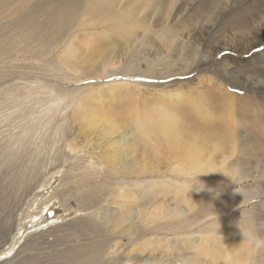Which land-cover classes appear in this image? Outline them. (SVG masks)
Instances as JSON below:
<instances>
[{"label": "rangeland", "instance_id": "1", "mask_svg": "<svg viewBox=\"0 0 264 264\" xmlns=\"http://www.w3.org/2000/svg\"><path fill=\"white\" fill-rule=\"evenodd\" d=\"M4 1L0 2V222H4L1 218L6 215L5 210L10 209L9 203H12L14 199H6L5 193L11 194L19 201L22 197L18 196L25 192L23 187L14 194L16 187L14 181L22 172L20 169L25 166L20 159L27 160L29 166L34 163L35 167L41 170L43 167L40 165L43 160V163L48 165L43 171L38 169L41 174L37 177V181H34V190L15 208L13 213L16 218L15 226L8 240H6L7 231L9 234L13 221L4 222L5 229L0 230V264H63V260L66 264H74L66 260V256L59 259L55 256L77 240V236H73L74 232L71 230L73 227L70 228L68 225H74L77 218L86 216L100 221L102 225H105L104 227H107V236L114 245L107 250L106 255L113 264H121L117 262L119 260L122 264H160V262L161 264H231L226 248L235 238L231 233L228 235L216 232L224 229L228 222L222 226L212 224L215 222L214 218L220 215L225 221L237 223V231H241L238 226L240 221L241 227L246 232L264 239V0H175V2L174 0H84L78 12L68 18L66 26L68 29L74 27L73 31L81 29V36H83L76 39L77 57L81 52L80 49H83L78 62L76 61L77 70L72 69L74 67L69 64L68 55L62 52L66 45L60 44V39L67 37V34L62 31V37L60 36L57 41L58 51L56 48L53 51L47 50L42 46L43 49L40 51L38 41L30 38L26 31L25 25L33 23L31 21L33 18L34 21L36 19V21H46L54 15L53 7L51 8L54 5H51V2L47 4V1L55 0ZM46 5H49L48 9ZM109 8L117 13H124L125 22L120 29H116L118 21L108 15ZM39 15L41 17H38ZM43 15L48 18L44 19ZM37 17L43 19L39 20ZM90 23L94 24L93 28H85ZM81 24L84 26L77 27ZM86 29L90 30L92 36ZM84 32H88L87 37ZM13 37L14 40H11ZM35 45L38 47L36 48ZM38 56H41V59ZM33 80H37L38 83ZM108 82L130 83V85L124 90L116 89L114 92L116 95L113 93L110 98L96 97L89 100L103 108H111L119 124H129L134 107H140L145 114H152L154 107L165 103L174 108L180 117L182 116L179 122L180 132L183 131L179 135L180 142L187 144L189 141L188 145L194 146L197 140H204L203 143L199 141L200 146H203L200 149L204 150V160L210 161L214 156L217 164L221 163L223 155L231 154L232 158L226 162L229 172L227 176H230L231 180L227 176L221 177L218 181L198 178L208 188L221 189L218 195H213L210 191H206V194L210 200L221 198L222 205L219 199L216 201L218 205L215 202L208 205V209L206 207L204 209L216 211V207L220 205L222 214L210 215L195 225L196 227H189L187 223H182V217L195 215L202 208L198 190L203 185H199L196 191L192 190L193 181L190 176L185 178L184 174L172 168L167 170L168 161L166 157L157 153L154 141L147 138L143 140L140 136L134 135V128L129 125L123 129L124 137L128 140H123L124 143L130 146L131 152H137L136 156L139 155V160H144L146 167L147 163L148 167L153 166L154 169L161 167L162 174L143 173L139 177L133 176L126 179L120 175L121 173H118L119 175L115 173L109 181V187L113 189V194L115 192L122 194L124 191L122 188L126 184H133L139 178V182H144L145 194L142 197L137 195L139 189H136V193L130 186L128 197L116 198L117 203H110L109 200H113V197L104 194L106 198L102 205L88 207L85 204L86 209L83 210V201L77 194H74L76 198L73 194L67 196L68 199L52 195L60 187L64 193L63 179L67 170L69 171L68 168H71L76 160L78 161V156L84 155V152L79 154L80 151H77L73 153V156H66L70 152L67 147L69 140L73 142L79 139L81 136L79 134L85 129L78 120L80 118L75 119V116H72L70 118L75 119L72 121L69 118L71 108L74 107V104L69 103L72 98L71 93L85 91L91 86L90 84ZM25 83L30 85L27 86ZM33 83L40 87L39 89L36 87L39 92L35 86H32L35 85ZM48 83H54L58 89L70 92L66 100L63 97L64 100L60 99L51 104L52 107L55 106L54 110L49 105L51 102L48 95L51 96V94L43 93L44 96L40 94V90L48 91ZM167 88L183 92V101L171 104L169 99L162 100L160 96L162 92L159 91L166 92ZM144 89H147V93ZM155 89L158 92H154ZM133 105L134 107L130 108ZM47 108H50L51 112ZM132 118L135 117L132 116ZM65 122L68 124L66 125ZM228 125H231V128ZM92 126L95 135L96 124ZM188 127L194 128L189 130ZM63 133L65 135H61ZM189 136L194 137L191 139ZM83 137L86 136L83 135ZM209 138L215 141L217 146L213 142H208ZM233 144H237L236 149ZM87 149L91 151L92 144ZM210 150L213 151L210 152ZM11 169L14 172L10 171ZM15 169L18 170L15 172ZM233 180L235 183L232 182ZM150 186L155 189L154 192L151 191ZM35 199L38 203L40 201L43 203V212L37 213V206H32V200ZM121 200L131 201L127 208L130 207L134 213L139 210L144 211L146 208L145 226L139 225L143 223L142 217H133L128 223L122 224L124 227L120 224L116 225V219L121 212V206L118 204H122L118 202ZM2 202L4 204H1ZM167 205L184 209V211H181L182 215L180 212L167 215L163 213V215L161 212L167 208ZM153 211H158L160 215L152 218ZM105 219L108 222L107 225ZM210 219L212 220L206 223ZM165 220L171 221L168 227L164 226ZM162 221L164 222L161 223ZM130 222L137 225L128 228L130 233H123V228L129 226ZM7 225L9 228L6 227ZM76 235L80 234L76 232ZM54 239L57 241L54 244L55 248L48 243ZM29 242L32 244L30 245ZM242 243L240 246L233 244L231 258L234 261L245 264L251 256L255 264L257 262L264 264V245L258 246L254 241ZM123 245L126 247L124 248ZM247 246L250 248L247 249ZM30 247H32L31 251ZM140 247H143L144 253L141 255L143 260L138 261L134 253L131 255L129 253ZM52 249L58 250V253L52 254ZM249 252L250 256L247 255ZM166 253L170 256L168 257Z\"/></svg>", "mask_w": 264, "mask_h": 264}, {"label": "bare ground", "instance_id": "2", "mask_svg": "<svg viewBox=\"0 0 264 264\" xmlns=\"http://www.w3.org/2000/svg\"><path fill=\"white\" fill-rule=\"evenodd\" d=\"M7 1V0H6ZM9 1V0H8ZM1 2V0H0ZM2 2H5L4 0H2ZM49 2H51V6L52 10L54 11V15H51V18L49 17V19L47 20L46 18H48L44 15L43 12V17L44 19H46V21L41 20V21H36V16H35V21L34 18L31 20L33 21V23L28 24L30 25L28 27V25L26 27V31L28 32V35H30V38L35 39L36 41H38V45L43 47V48H47L51 49L53 51L54 48H56V51H58V44L57 41H59L60 36L62 35V31L67 34V37L65 36V38H61V42L60 44H64L66 45V48L63 49V53L68 57V59H70V61L68 60L69 64L71 66H73L74 68H72L73 70H77L78 65H77V60L79 55L82 54V50L80 49L81 52L78 53V57H77V53H76V39L79 38L81 36V29L78 30H74V27H70L68 29L67 26V20L70 16L75 15L78 10L80 9L81 5L83 4L84 0H55V1H47V4H49ZM175 2V0H174ZM46 4V2H45ZM49 5H46V9H48ZM58 7V8H57ZM43 8V9H44ZM57 9V11H56ZM36 11V9H35ZM37 11L39 12V10L37 9ZM44 11V10H43ZM56 11V12H55ZM108 15L112 18H115L118 21V24L116 26V29H120L121 25L125 22V15L124 13H117L115 11H113L112 9H108ZM36 12V15H38ZM50 12V11H49ZM48 12V13H49ZM33 13V12H32ZM51 13V12H50ZM40 15L42 14L39 13ZM53 14V13H52ZM35 15V14H33ZM38 17H41V16ZM37 17V18H38ZM39 19V18H38ZM43 19V18H40ZM39 19V20H40ZM93 23L87 24L85 28H93ZM84 26V24L78 25L77 27H82ZM112 27V25L110 26ZM20 28V27H18ZM8 29V28H7ZM25 29V28H24ZM66 30V31H65ZM89 30V29H86ZM24 31V30H23ZM98 31V30H97ZM26 34V32H24ZM76 33H78L77 35H75ZM86 33V32H84ZM88 33V32H87ZM87 33L85 34L87 37ZM90 33V30H89ZM93 33V32H92ZM5 34V33H4ZM23 34V35H25ZM12 35V34H11ZM17 35L19 36V34L17 33ZM16 35V36H17ZM74 35V36H73ZM84 35V34H83ZM22 36V35H21ZM20 36V37H21ZM64 36V34H63ZM89 36V35H88ZM90 36H92V34L90 33ZM89 36V37H90ZM19 37V38H20ZM27 37V35H26ZM29 37V36H28ZM62 37V36H61ZM7 38V37H6ZM81 38H83V36H81ZM23 40L24 37H22ZM32 39V40H33ZM14 40V37L13 39ZM17 40V39H16ZM28 40V38H27ZM30 40V39H29ZM33 40V41H35ZM81 40V39H80ZM35 41V42H36ZM10 42V41H9ZM15 42V41H14ZM21 42V41H20ZM25 42V41H24ZM17 43V42H16ZM15 43V44H16ZM22 43V42H21ZM20 44V43H19ZM31 44V43H29ZM34 44V43H33ZM59 44V47H60ZM78 44V43H77ZM6 45V44H5ZM18 46V43L16 44ZM26 45V44H24ZM56 45V47H54ZM79 45V44H78ZM27 46V45H26ZM34 46V45H33ZM5 47V46H4ZM30 48V46H27ZM35 47L37 48L38 46L35 45ZM64 47V46H63ZM3 48V47H2ZM24 48V47H23ZM35 48V49H36ZM41 48L40 51L43 49ZM82 48V47H81ZM33 49V48H32ZM78 49V48H77ZM27 50V49H26ZM39 50V49H38ZM50 50V51H51ZM39 51V52H40ZM51 51V52H52ZM78 51V50H77ZM36 52V51H35ZM48 52V51H46ZM55 52V51H54ZM59 53V52H58ZM62 53V54H63ZM76 53V54H75ZM9 54V53H8ZM48 54V53H47ZM46 54V55H47ZM49 54H51L49 52ZM58 55V54H57ZM264 55V54H263ZM33 56V55H32ZM48 56V55H47ZM258 56V55H256ZM39 57V56H38ZM41 57V56H40ZM39 57V58H40ZM55 57V56H53ZM2 58V56H1ZM28 58V56L26 57ZM60 58V57H59ZM41 59V58H40ZM45 59V58H44ZM261 59V57H260ZM36 60V59H35ZM65 61V60H64ZM77 61V62H76ZM79 64V63H78ZM64 67V66H63ZM52 71V70H51ZM77 72V71H76ZM35 74V72H34ZM78 74V73H77ZM38 75V74H37ZM30 76V75H29ZM77 76V75H76ZM58 78V77H57ZM68 78V77H67ZM78 78V77H76ZM82 78V76H81ZM80 78V79H81ZM88 78V77H87ZM79 79V78H78ZM76 79V80H78ZM31 80V79H30ZM29 80V81H30ZM38 80V79H37ZM34 81L35 83H38V81ZM44 80V79H43ZM68 80V79H67ZM84 80V79H83ZM28 81V82H29ZM22 83V82H21ZM33 83V84H35ZM181 83V82H180ZM179 83V84H180ZM27 85V83H25ZM58 84V82H57ZM67 84V83H66ZM30 85V83H29ZM27 85V86H29ZM41 85V84H40ZM70 85V84H69ZM75 85V84H74ZM88 85V84H87ZM91 86L88 87V89H86L85 91H82L80 93L74 94L72 91V95H71V99L70 105L74 104V107L71 108V116L70 117H74L76 118H80L78 120L81 121V124L83 126L84 131L79 134L81 135L79 137V139L71 142L72 140H69L70 143L67 144L68 147V151L69 153L66 154L67 155H71L73 156V153H77V151L79 154H81V152H84V155L82 156H78V161L76 160L75 163L72 164L71 168H68L69 171L67 170V174L65 175L63 181H64V193L62 190V187H60V189L55 190L54 196H62L66 197L70 196V195H74L77 194L81 200L83 201L82 203V209L85 210L86 208L84 207V205L86 204V206L91 207V206H95V205H102L101 203H103V200L106 198L104 194H106L107 196H112L113 200H109L110 203H117V201H115V199L117 198H123V197H128L127 194H129L130 191V186H132L133 188H131L132 190H134L137 193V190L139 189V192L137 193V195H139V197L144 193V186H143V181L139 182V178H137L138 180H136L133 184H126L124 188H122L124 191L122 194H119L117 192H115L113 194V189H111L109 186V181L112 179V176L115 173H121L120 175L126 177L127 178H131L133 176L139 177L140 175H142L143 173H149V174H159L161 175V167L160 168H152L148 167V163H147V167L146 165H144V160H139V155L136 156L137 152H131L129 149V145L124 143L123 140L128 141L125 139L124 137V132L123 129L126 128L128 125L133 127V134L140 136L143 140L144 138L147 139H152L154 141L155 148L157 149V153L159 152L161 154V156L166 157L168 163H166V167L167 170H169L170 168H172L173 170L177 171L180 174H184V177H188L193 174V173H202L199 175L198 178L200 179H206L209 181H218L221 177H224V174H229L228 170H227V161L229 159L232 158L231 154L229 155H223L222 157V161L221 163L218 162L219 164L215 163L214 161V156H212V159L209 161L208 160H204L203 156H204V150L200 149L203 146H200V142L203 143L204 140H197L194 144V146L188 145L187 144H183V142H180L181 139L179 140V135L183 132H180V125L179 122H181V117L179 116L180 114L177 113V111L174 108H171L169 105L167 106L165 103H163L162 105H159L157 107L153 108V112L152 114H145L143 113L142 109H140V107H134L131 106L130 108L134 107V109L132 110V115H131V119L128 125L126 124H119L117 122V120L114 117V113L110 110V109H106L103 108L101 105L98 106L95 102H92L89 99H93L96 97H99L100 99L103 97L106 98H110L112 97L113 93L115 92L116 89H126L129 88L130 83H122V82H108V83H104V84H90ZM23 86V85H21ZM26 88H30L27 87ZM32 86H36L32 85ZM31 86V87H32ZM136 86V85H135ZM171 86V85H170ZM58 86L55 85L54 83H48L47 85V92L46 91H41L40 90V94L43 95V93H50V95H48L50 98V106L52 103L57 102V100L59 101L60 99H64L66 100L67 97L70 96V92H66L64 90H60L57 88ZM131 87V86H130ZM139 87V86H138ZM159 87V85H158ZM40 87H38L39 89ZM133 88V87H131ZM142 88V87H141ZM160 88V87H159ZM175 88V87H174ZM177 88V87H176ZM134 89V88H133ZM164 89V88H163ZM180 89V87H179ZM183 89V88H182ZM21 90V89H20ZM19 90V91H20ZM34 90V89H31ZM37 90V88H36ZM59 90V93H58ZM135 90V89H134ZM146 90L147 93V89ZM149 90V89H148ZM152 90V89H151ZM167 91L165 92V90H160L159 92H162V94H160V97L162 100L163 98L169 99L171 104H173L176 101H183V97L182 94L183 92L179 91V90H168V88L166 89ZM188 90V89H187ZM38 91V90H37ZM36 91V92H37ZM120 91V90H119ZM127 91V90H126ZM138 91H142V89H138ZM158 90H154V92ZM33 92V91H32ZM39 92V91H38ZM132 92V91H131ZM136 92V91H135ZM144 92V91H143ZM190 92V91H189ZM85 93V94H83ZM138 93V92H137ZM185 93V92H184ZM84 96H83V95ZM115 94V93H114ZM143 94V93H142ZM149 94V92H148ZM188 94V93H187ZM191 94V93H190ZM47 95V94H46ZM116 95V94H115ZM133 95V94H132ZM141 95V94H140ZM147 95V94H146ZM151 95V94H150ZM44 96V95H43ZM123 96V95H122ZM136 96V95H135ZM156 96V95H155ZM159 97V95H158ZM188 97V96H187ZM6 98V97H5ZM37 99V97H35ZM159 98V99H160ZM7 99V98H6ZM40 99V98H39ZM63 99V100H64ZM68 99V100H69ZM88 99V100H87ZM129 99V97H128ZM132 99V98H131ZM144 99V98H143ZM160 99V100H161ZM186 99V98H185ZM190 99V98H189ZM48 100V99H47ZM45 100V101H47ZM61 100V101H63ZM104 100V99H103ZM110 100V99H109ZM106 101V100H105ZM108 101V99H107ZM187 101V100H186ZM185 102V101H184ZM48 103V102H47ZM60 103V102H59ZM57 103V104H59ZM62 103V102H61ZM105 103V102H104ZM108 103V102H107ZM28 104V103H27ZM64 104H66L64 102ZM109 105L111 103H108ZM157 104V103H156ZM168 104H170L168 102ZM197 104V103H195ZM56 105V104H55ZM68 105V102H67ZM65 105V106H67ZM69 105V106H70ZM107 105V106H109ZM137 105V104H135ZM182 105V104H181ZM180 105V106H181ZM49 106V107H50ZM53 106V105H52ZM51 106V107H52ZM59 106V105H58ZM64 106V105H63ZM138 106V105H137ZM141 106V105H140ZM175 106V105H173ZM200 106V105H199ZM47 107V106H45ZM61 107V106H60ZM68 107V106H67ZM55 108L52 107L51 109ZM59 108V107H58ZM130 108L128 110H130ZM182 108V107H181ZM197 108V105H196ZM195 108V109H196ZM201 108V106H200ZM48 109V108H47ZM67 109V108H66ZM69 109V108H68ZM177 109V108H176ZM185 109V108H184ZM189 109V108H186ZM1 110V109H0ZM40 110V109H39ZM42 110V109H41ZM45 110V109H43ZM50 110V108L48 109ZM54 110V109H53ZM198 110V109H197ZM46 111V110H45ZM61 111V110H60ZM117 111V110H116ZM147 111V109H146ZM152 111V110H151ZM179 111V110H178ZM188 112V110H186ZM196 111V110H194ZM51 112V110H50ZM58 112V111H57ZM55 112V113H57ZM66 112V111H65ZM115 112V111H114ZM128 112V111H127ZM205 112V111H204ZM203 112V113H204ZM38 113V112H37ZM116 113V112H115ZM118 113V111H117ZM116 113V114H117ZM183 113V111H182ZM185 113V112H184ZM199 113V112H198ZM202 113V116H204V114ZM49 114V113H48ZM53 114V113H52ZM143 114H145V116H143ZM188 114V113H186ZM66 115V114H65ZM132 116H134L135 118H132ZM186 116V115H185ZM189 116V115H188ZM68 116H66L67 118ZM184 117V116H183ZM191 117V116H189ZM194 117V116H193ZM201 117V116H200ZM46 118V117H45ZM185 118V117H184ZM71 119V118H70ZM74 119V118H72ZM71 119V121H72ZM74 119V120H75ZM127 119V118H126ZM125 119V120H126ZM129 119V118H128ZM187 119V118H186ZM68 120V119H66ZM122 120V119H121ZM124 120V119H123ZM184 120V119H183ZM189 120V119H188ZM29 121V120H28ZM64 121V120H63ZM70 121V120H69ZM79 121V122H80ZM185 121V120H184ZM191 121V120H190ZM77 122V121H76ZM72 123V122H70ZM69 123V124H70ZM75 123V122H74ZM189 123V122H188ZM228 123V122H227ZM66 124V122H65ZM64 124V125H65ZM68 124V123H67ZM66 124V125H67ZM92 124H96L95 128H96V134L94 135V129ZM54 125V124H53ZM63 125V126H64ZM76 125V123L74 124ZM80 125V124H79ZM188 125V124H187ZM62 126V125H61ZM70 126V125H69ZM77 126V125H76ZM231 128V125H228ZM71 127V126H70ZM75 126H73L74 128ZM190 127V126H189ZM188 127V129H189ZM214 127V126H212ZM66 128V126H65ZM81 128V126H80ZM194 128V127H193ZM192 128V129H193ZM189 129V130H192ZM198 130V129H197ZM201 130V129H200ZM58 131V130H57ZM67 131V130H66ZM186 132V130H184ZM195 131V130H194ZM199 131V130H198ZM71 132V131H70ZM203 134V132H200ZM75 134H77L75 132ZM189 135H191L188 132ZM61 135H65L64 133ZM74 135V134H73ZM83 135H85L86 137H83ZM209 135V134H207ZM230 135V134H229ZM75 136V135H74ZM198 136V135H197ZM68 137V136H67ZM78 137V135H77ZM131 137V136H130ZM129 137V138H130ZM190 137V136H189ZM194 137V136H193ZM192 137V138H193ZM204 138H207V136H203ZM209 137V136H208ZM18 138V137H17ZM191 138V137H190ZM191 138V139H192ZM213 140L214 138L211 137ZM233 138V137H232ZM19 139V138H18ZM73 139V138H72ZM102 139H105L104 141ZM203 139V138H202ZM210 139V138H209ZM185 140V139H184ZM221 140V139H220ZM32 141V140H31ZM93 141H94V145H93ZM99 141V142H98ZM187 141V140H186ZM219 141V140H218ZM192 142V141H191ZM194 142V140H193ZM208 142H213L208 141ZM207 142V143H208ZM217 142V141H216ZM231 142V141H230ZM206 143V145H207ZM215 143V141L213 142V144ZM233 143V142H232ZM235 143V141H234ZM90 144H92L93 149L90 151L89 149H87ZM152 145V143H149ZM216 144V143H215ZM133 145V144H131ZM202 145V144H201ZM204 145V144H203ZM234 145V144H233ZM237 145V144H235ZM234 145V146H235ZM20 146V145H19ZM136 146V145H135ZM163 146V148L161 147ZM217 146V144L215 145ZM9 147V146H8ZM26 147V146H25ZM205 148V147H204ZM67 149V148H65ZM80 149V150H79ZM208 149V148H207ZM234 149V148H233ZM236 149V146H235ZM141 151V149H140ZM213 150H210V152ZM12 152V151H11ZM48 152V151H47ZM142 152H144L142 150ZM209 153V152H208ZM63 154V153H62ZM45 155V154H44ZM50 155V154H49ZM141 155L144 156V154L141 153ZM160 156V157H161ZM205 156H207V154H205ZM216 156V155H215ZM58 157V156H57ZM57 157L55 158L57 160ZM141 157V156H140ZM217 157V156H216ZM144 158V157H143ZM142 158V159H143ZM20 158H18L19 160ZM165 159V158H164ZM22 160V163L25 165L24 168L20 169L22 172L18 175V177H16L15 184V191L14 194L18 191L19 188H23V191L25 189V192L21 195H19L18 197H22V199H16L15 197H13L11 194L5 193V196L7 197L6 199H12V203L10 204V209H6L5 210V216L3 218H1V220H3L6 223H10V221H13L12 223V229L10 230V233L8 234L7 231V236H6V240H8V238L10 237V234L12 233L14 226H15V219L14 218V214L15 213V208H17L23 201H25V198L29 195V193H31L32 190H34L35 185H34V181H37V177L39 176L41 169L36 168L34 163L30 164V166L27 164V160L25 161V159H20ZM19 160V161H20ZM51 160V159H50ZM217 160V159H215ZM42 161V159L40 160V162ZM8 162V161H7ZM30 162V161H29ZM44 160L39 164L40 167H43L41 171H43L44 167H46L48 164L43 163ZM12 164V163H11ZM52 164V163H51ZM160 164V163H159ZM7 165V164H6ZM21 165V164H20ZM38 165V167H39ZM37 166V165H36ZM151 166V165H150ZM160 166V165H157ZM7 167V166H6ZM17 167V166H16ZM23 167V166H22ZM67 168V167H66ZM65 168V169H66ZM14 169V168H13ZM39 169V170H38ZM18 170V169H17ZM15 169V172L17 171ZM7 171V170H6ZM13 171L14 170H10ZM8 171V172H10ZM48 171V170H47ZM61 172V171H60ZM76 172V173H75ZM164 172V171H163ZM63 173V172H62ZM168 173V172H167ZM171 173V172H170ZM8 174V173H6ZM10 174V173H9ZM14 174V173H11ZM17 174V173H16ZM119 175V174H118ZM148 175V174H146ZM158 175V176H159ZM7 176V175H6ZM177 176V175H176ZM183 176V175H182ZM7 177H11V176H7ZM14 177V178H15ZM10 179V178H9ZM118 179V178H117ZM141 179V178H140ZM173 179V178H172ZM124 180V179H123ZM159 180V178H158ZM174 180V179H173ZM51 181V180H50ZM127 181V180H126ZM122 182V181H121ZM62 183V182H61ZM118 183V182H117ZM11 184V183H10ZM13 184V183H12ZM124 184V183H123ZM122 184V185H123ZM8 185V184H7ZM124 186V185H123ZM10 187V186H8ZM115 188V187H114ZM137 189V190H136ZM150 189L152 192H154L155 189H153V187L150 186ZM157 191V190H156ZM199 191V190H198ZM206 191H208V187H206L204 190L199 191V197L201 198V202H202V208L199 210V212L195 215H187L186 217H182L181 221L182 223H187L189 227L191 226H195L199 223H201L205 218H207L210 215H214V214H222L223 212L220 211L219 207L220 205H222V200L221 198H215L214 200H210L209 197L206 194ZM13 192V191H12ZM147 193V192H146ZM17 194V193H16ZM150 194V193H149ZM46 196V195H45ZM135 196V195H134ZM133 196V197H134ZM38 197V196H37ZM44 197V196H43ZM53 197V196H52ZM75 197V195H74ZM77 197V196H76ZM75 197V198H76ZM132 197V198H133ZM41 198V197H40ZM46 198V197H45ZM44 198V199H45ZM49 198H51L50 194H49ZM72 198V197H71ZM186 198V197H185ZM38 199V198H37ZM32 200V206L35 207L37 206V213H41L44 211L43 208V203L40 201V203H38V200ZM53 199V198H52ZM55 199V198H54ZM68 199V198H67ZM70 199V198H69ZM108 199V198H107ZM219 199L221 200V204L219 205V207H216V211H209L208 209V205H212L213 203H215L216 201H219ZM40 200V199H39ZM143 200V199H142ZM188 200V199H187ZM46 201V200H45ZM64 201V200H63ZM126 201V200H125ZM119 201L118 203H122V204H118L121 206V212L119 213L117 219H116V225L120 224L122 225L123 223H128L130 221V219L132 220L133 217L137 218V217H142L143 218V223H139L140 226H145L144 225V211L139 210L138 212L136 211V213L132 212L131 208L129 207V209L127 208L128 205L130 204L129 200L128 201ZM140 201V200H139ZM145 201V200H144ZM199 201V200H198ZM78 202V201H77ZM106 202V201H104ZM143 202V201H142ZM63 203V202H62ZM132 203V202H131ZM218 205V202H216ZM1 204H4V202H2ZM7 204V203H6ZM66 204V203H65ZM149 204V203H148ZM64 205V204H63ZM112 205V204H111ZM151 205V204H150ZM224 205V204H223ZM108 205H106L107 207ZM135 206V204H134ZM207 209H204V208ZM222 207V206H221ZM220 207V208H221ZM3 208V207H1ZM127 208V209H126ZM152 208V207H151ZM150 208V209H151ZM156 208V207H154ZM81 209V210H82ZM91 209V208H90ZM100 209V208H99ZM114 209V208H113ZM223 209V208H222ZM98 210V208H97ZM119 210V209H118ZM143 210V209H142ZM149 211V209H147ZM155 210V209H153ZM159 210V209H158ZM93 211V210H92ZM184 211V209H179L177 207H172L171 205H167V208L161 212L162 214L164 213L165 215L170 214L172 212H175L176 214H178L180 212V214L182 215V212ZM225 211V210H223ZM31 212V211H30ZM99 212V211H98ZM107 212V211H104ZM111 212V211H108ZM116 213V211H114ZM146 212V211H145ZM152 212V211H151ZM153 217H158L160 215V213L158 211H153ZM66 213V212H65ZM149 213V212H148ZM159 213V214H158ZM96 214V213H95ZM101 214V212H100ZM106 214V213H105ZM147 214V213H146ZM163 214V215H164ZM86 215V214H85ZM84 215V216H85ZM111 215V214H110ZM113 215V214H112ZM148 215V214H147ZM216 215V216H218ZM3 216V215H2ZM215 216V215H214ZM1 217V216H0ZM88 217V218H86ZM86 217H79L77 218V220L74 222V225H68L71 227H73V229H71L74 234L73 236H77V240L75 243H73V245L69 246V247H65L62 249L61 253H58V250L56 251L53 250L51 253H58L55 258L57 257L58 259L61 258L62 256H66V260H69L71 262H73L74 264H113L110 263L109 259L107 258L106 252L108 249L112 248V246L114 245L112 243V241H110V239L108 238V233L106 232V228L104 227L105 225L101 224L100 221H97L96 219L86 216ZM114 217V216H113ZM165 217V216H164ZM172 217V216H171ZM212 217V216H211ZM146 218V217H145ZM167 218V217H166ZM104 219V218H103ZM106 220V219H105ZM113 220V219H112ZM138 220V219H137ZM170 220V219H169ZM212 219L208 220L206 223H209ZM215 222L212 223L214 225H224L225 223L228 222V225L226 227H223L224 229L216 231V232H223L224 234H228L231 233L232 236H234L235 240L230 241V243L228 244V247L226 248V252H227V256L229 257V260H231V264H239L240 261H234L233 258H231V256L233 255L232 251H233V244H238L239 246L242 245L243 243V235L241 233V231H237V223H235L234 221H225L223 216H218V218H214ZM110 221V220H109ZM115 221V220H114ZM113 221V222H114ZM150 221V220H149ZM4 222H0V230L5 229L3 228L4 225H6V223ZM72 222V221H71ZM164 221H162L161 223H163ZM103 223V222H102ZM107 220L105 222V224L107 225ZM112 223V221H111ZM131 223V222H130ZM149 223V222H148ZM152 223V221H151ZM115 224V222H114ZM158 224V223H156ZM171 224V221H167L165 220L164 222V226L168 227ZM115 225V226H116ZM137 224L136 223H131L129 226L127 225L125 228H122L124 230H122L123 233H130L128 232V228H132L135 227ZM9 225H7L6 227H8ZM110 226V225H109ZM112 226V225H111ZM114 226V227H115ZM152 226V225H151ZM150 226V227H151ZM113 227V226H112ZM111 227V228H112ZM196 227V226H195ZM9 228V227H8ZM7 229V228H6ZM139 229V228H138ZM191 228H189L190 230ZM220 229V228H219ZM194 230V229H193ZM5 231V230H4ZM71 232V231H70ZM76 232H78L80 235H76ZM6 233V232H5ZM52 233V232H51ZM223 234V235H224ZM53 235V234H52ZM4 236V237H5ZM206 236V235H205ZM208 236V235H207ZM222 236V235H221ZM56 237V236H55ZM44 238V237H43ZM111 238V237H110ZM207 238V237H206ZM2 239V238H1ZM202 239V238H201ZM140 240V239H138ZM137 240V241H138ZM204 240V238L202 239ZM211 240V239H210ZM45 241V240H44ZM47 241V240H46ZM52 241V240H51ZM48 242L50 244L51 247H54L57 243V241L54 239V241L52 242ZM6 242V241H3ZM2 242V243H3ZM206 242V241H204ZM227 242V241H226ZM27 243V242H26ZM25 243V244H26ZM30 245L32 244L31 242H29ZM24 244V245H25ZM28 244V243H27ZM26 244V245H27ZM34 244V243H33ZM245 244V243H244ZM135 245V244H134ZM138 245V244H137ZM136 245V246H137ZM200 245V244H199ZM208 245V244H207ZM2 246V245H1ZM34 246V245H33ZM120 246V245H119ZM124 246V245H123ZM201 246V245H200ZM116 247V246H114ZM126 247V245L124 246V248ZM130 247V246H128ZM21 248V247H20ZM30 247V251H31ZM55 248V247H54ZM118 248V246H117ZM123 248V247H121ZM137 248V247H136ZM142 248V249H141ZM238 248V247H237ZM250 248V246H247V249ZM115 249V248H114ZM131 249V248H130ZM129 249V250H130ZM159 249V248H158ZM162 249V247H161ZM239 249V248H238ZM246 249V251H248ZM116 250V249H115ZM152 250V249H150ZM74 251V252H73ZM110 251V250H109ZM125 251V250H124ZM250 251V249H249ZM73 252V253H72ZM118 252V250H117ZM159 252V251H158ZM162 252V251H161ZM160 252V254H161ZM208 252V251H207ZM124 253V252H123ZM132 253L135 254L136 258L138 261L143 260V257L141 256L144 253L143 247H140L138 249H136L135 251L131 250V252L129 253V255H131ZM50 254V253H49ZM147 254V253H146ZM169 254V253H168ZM174 254V253H173ZM126 255V254H125ZM167 255V253H166ZM166 255H164V257H166ZM172 255V254H171ZM250 256V252L249 254H247ZM255 255V254H253ZM31 256V254H30ZM153 256V255H152ZM150 256V258L153 259V257ZM168 257L170 256L167 255ZM173 256V255H172ZM29 259V255L27 256ZM51 257V256H50ZM163 257V258H164ZM174 257V256H173ZM226 257V258H228ZM259 257V256H258ZM121 258V257H120ZM134 258V257H133ZM155 258V257H154ZM175 258V257H174ZM254 258V257H253ZM260 258V257H259ZM17 259V258H16ZM135 259V258H134ZM161 259V258H160ZM249 260H247V263L245 264H255L256 262L254 260H252L251 256L250 258H248ZM251 259V261H250ZM15 260V258H14ZM21 260V259H20ZM166 260V259H164ZM171 260V259H170ZM261 260V259H259ZM18 261V260H17ZM26 261V260H25ZM24 261V262H25ZM30 261V260H28ZM59 261V260H58ZM154 261V260H153ZM257 261V260H256ZM11 262V261H10ZM113 262V261H112ZM118 263L122 264V261H117ZM146 262V261H145ZM261 262V261H260ZM59 263V262H58ZM259 262H257L258 264ZM16 264V263H15ZM63 264L65 263V260H63ZM161 264V262H160Z\"/></svg>", "mask_w": 264, "mask_h": 264}, {"label": "clouds", "instance_id": "3", "mask_svg": "<svg viewBox=\"0 0 264 264\" xmlns=\"http://www.w3.org/2000/svg\"><path fill=\"white\" fill-rule=\"evenodd\" d=\"M200 174L202 173H193L191 175L190 178L193 181L192 190L196 191L199 185H203L202 187H199V191L204 190L206 188V185L201 180L198 179ZM224 175L227 176V174H224ZM227 177H229L230 180L232 179L230 176H227ZM232 182L235 183L234 180ZM208 191L212 192L213 195H218L221 189L219 187H217L216 189L208 188ZM238 226L243 235V241H249V242L254 241L258 246L264 245V239H260L259 237H254L250 232H246L245 229L241 227L240 221H239Z\"/></svg>", "mask_w": 264, "mask_h": 264}]
</instances>
